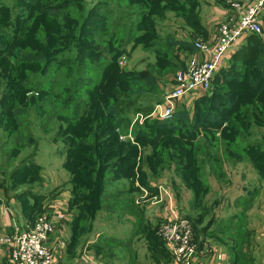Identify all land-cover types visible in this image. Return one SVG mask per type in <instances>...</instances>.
<instances>
[{"label": "rangeland", "instance_id": "obj_1", "mask_svg": "<svg viewBox=\"0 0 264 264\" xmlns=\"http://www.w3.org/2000/svg\"><path fill=\"white\" fill-rule=\"evenodd\" d=\"M94 1L96 0H84L83 7L72 8L69 11L68 9L64 10L52 19L37 15L32 10L38 0H0V74L2 73L0 77V188H3L6 194L15 189V195H19L17 197L20 199L18 206L21 209L22 206L25 207L28 203H33L26 201L29 198L32 201H37L38 198L45 195L47 201L50 202L68 192L71 197V195H74L71 189L73 187L71 182L73 173L74 176L78 174L73 169L69 170L65 166L67 162L71 161L74 167H79L80 163L84 162L88 169L92 171L93 174L88 177L84 176L85 173H88L87 170L81 171L82 176L80 175L78 178V183L93 191L98 184L99 177H101L98 174V166L101 165L99 159L105 153L115 152L112 155V159H115V170L112 175H124L126 173L129 176H120L119 179L111 178L108 185L104 184L101 187L100 193L103 192V196L100 194L95 197L90 193L75 194L82 197V199L89 200L86 202L79 201L73 208L74 215L79 213L83 214L84 217L80 221L76 232L73 233V238L70 237V243L72 244H70L71 248H67L66 256L70 264L76 263L77 259L79 260L78 264H171V255L159 235L158 226L156 225L157 221L163 219L160 213L164 211L165 203L150 204L149 196H145L142 190V187L150 190L149 185H146L148 182L154 185L163 184L167 186L169 191L176 197L179 205L182 206V212L192 219L197 228L203 229L209 226L208 231H202L200 233L201 237L198 239L210 238L224 252L226 257L221 264H264V235H261V230H259L264 217V181L261 179L262 176L257 178L253 170H245L244 166L236 168L235 164L230 167L227 163L226 165H229L227 178L211 182L210 189L203 190L205 192V204L207 207H211L212 210L210 212L202 211L204 213L203 219L198 222L197 219L201 213L199 206L193 203L192 189L184 184L186 178L191 182V177L194 176L195 172H176L177 160L170 162L171 158L167 154L160 155V159H153L149 163L147 161L153 152L158 151L163 146H169V152L177 151L179 155H182V161L185 163L194 164L198 161L199 164L206 156L196 147L205 143L208 133L204 132L205 130L196 131L194 128V131L202 134L198 144L183 149L179 144L183 136L181 129H171L170 133L164 135L165 139L157 146H152L142 140L138 143L135 140V130H132V126L135 127L136 123H145L144 129L150 136L165 132L168 129L163 127V130H160L158 125L156 127L154 117L145 114H141L143 117H138L140 114L136 113L135 109L137 107H152L154 109L156 104L163 101L165 95L173 89L175 77L183 69V65L180 66L178 62L175 67L168 66L169 61L175 60L172 55H164V58L160 56L158 60L156 59L157 53L147 49L149 47L145 45L151 44L155 40L147 33L148 26L154 25L156 33L162 38L161 45L163 46H160L165 50L173 52L174 55L178 54L179 57L187 56V54L190 57L191 54H196V52L178 46L174 48L164 46L165 39L176 37L192 42L197 38L198 41L206 42L209 39L207 34L194 30V27L184 22L185 20L177 14L183 12L184 7H189L191 1H194V9L201 16L203 22V18H207L209 14L213 15L212 9L216 11L215 6L231 7L228 0H189L185 5L166 0H107L112 11L110 9L105 10L107 17L101 16L106 24L101 21L97 22L108 27V23L116 22L117 18L122 23L121 29H129L128 33L131 36L128 41L124 44L118 39L114 42V48L108 51L97 45L95 51H101L102 57L90 56L84 59L78 58L80 47L76 41H73L68 50L64 52L66 56L71 57V62L62 69L58 66L52 67L48 77H44V74H42L41 77L35 78L32 82L39 83V88L27 93L22 91L21 95L61 99L65 95L63 89L70 87V82L75 78L71 66L75 71V67L79 64L86 65L80 71L81 75L93 77L94 83L89 86L81 82L80 90L72 87L71 92L74 95V100L63 113L55 112L56 103H53V101L43 102L46 107L38 112L34 107H29L27 100H24L22 105L29 107V113L27 115L19 112L17 119H21L23 122L20 125L16 124L18 128L13 130L16 123L12 116L14 107L8 105L11 100L6 98L3 100V95L5 88L10 93H17V91L11 86V83L9 87L5 86L6 78L2 67L5 66L3 57L7 53L4 52L3 48L15 47L22 42L23 44L29 43L33 50H39L36 46L39 29L46 25L47 21L54 27H58L64 19L79 16L81 11L86 7H90ZM196 1H198L197 4ZM230 1L241 6L253 2V0ZM234 9L235 12L226 19L214 23L215 29L211 27L212 33L216 32L215 35L211 34L213 35L211 37L215 38L213 41L211 40L212 42L217 41L220 23L232 20L233 16H236L238 9L236 7ZM261 18L264 22V10L261 13ZM26 20L28 21L24 23ZM22 28H25L22 33L25 35H22V38L18 40V31ZM31 28H35V30L30 32ZM90 33L91 31L88 32V35ZM255 37H257L255 40H252L251 37L249 39L245 38L242 44L237 48L235 47V52L242 49V47L244 48V54L241 55L243 60H240V58L234 60L232 58L234 52L227 60L228 66L217 73L216 78H218L214 80L213 88L222 91L227 97L222 100L213 98L212 104L216 102V104L214 103L215 106L224 107V109L215 107L214 109L217 110L216 115L225 116L231 113L229 109L225 108L228 104L234 106L233 110L235 107L239 109L242 104L246 103L244 99L250 96L247 85L240 86L237 83V77L240 76L241 71L244 73V68L250 72H256L260 68L259 64L264 65V35H255ZM99 39L97 37L88 40V42L99 44ZM121 44L123 45L121 46ZM155 62L159 70L157 68L153 69V63ZM27 67L21 66L23 73H17V77L27 76L26 79L30 77L32 79L38 68L34 66L28 70ZM140 69L152 70L156 80L152 83L143 82L134 73H127L128 71ZM223 71L228 73L226 77H222ZM234 77L236 79H232ZM15 79L13 78V83ZM135 86V90L140 89V94L128 95L136 99L135 108H127L128 113L120 116L122 119L130 117L132 119L131 126L127 130L125 128L118 129L116 120L119 116L111 111L112 106L118 103L114 90L120 89L123 93L128 91L129 87L131 89ZM201 96L199 95V97ZM199 97L189 94L180 102L182 108L189 110L190 117L188 119L191 123L198 121L197 119L201 114H204L203 112L211 104L204 98L197 99ZM77 101H83L84 103L85 101H91L93 103L89 106L86 105L85 108L87 109L76 119H73V103ZM257 102L264 104V93L259 96ZM49 110H52L51 118H48ZM200 111L203 112L200 113ZM59 124H63L62 127L58 128ZM67 126H69V131L64 132V128ZM80 129L83 130V134L79 132ZM189 129L191 130V128ZM89 130H92V132L88 134ZM57 131H60V133ZM130 133L131 136H129ZM122 135H126V137L123 138ZM118 140L121 142L130 140V145L137 148L136 157H130L127 152H124L123 148L118 146ZM253 140L262 143L264 148V127L255 128ZM80 141L86 145H95V149L81 153L78 148L81 144ZM194 149L199 151L198 156L193 158L190 155L189 159L186 160L185 151L192 153ZM211 150L213 151V147ZM251 153L256 152L252 150ZM23 161H26L25 164L27 163L24 164L26 168H23L24 170L22 169L17 174L15 170L17 166L19 169L23 167ZM14 165H17L16 168H13ZM197 173L199 174V172ZM155 187L157 188V186ZM252 196H254V199L247 205L240 202ZM131 199L134 201L132 202L133 205L137 208L131 209L129 207V200ZM216 203L217 205H215ZM159 205L161 206L158 207ZM130 209L132 212H130ZM14 210L16 211V209ZM244 210H246V216L240 217L239 215ZM18 213L20 214V211ZM137 213L140 215L137 216ZM37 214L38 212H32L28 215L23 214L27 225L30 226L35 221ZM212 216H214V219L209 222ZM14 217H16L15 213ZM19 221L25 226L24 218L19 219ZM151 233L156 234L154 244L149 243ZM3 235L4 232L0 233V237ZM9 256L10 252L7 246L0 244V264H7L5 259L13 264ZM89 259L93 260L94 263L90 262Z\"/></svg>", "mask_w": 264, "mask_h": 264}, {"label": "trees", "instance_id": "obj_2", "mask_svg": "<svg viewBox=\"0 0 264 264\" xmlns=\"http://www.w3.org/2000/svg\"><path fill=\"white\" fill-rule=\"evenodd\" d=\"M166 1L181 3L180 5L182 4L185 5L187 2H189V0H166ZM83 3L84 0H38L37 4L34 5L32 10L37 15L44 16L45 18L54 19L64 10L68 9L69 11L72 8L83 7ZM197 3L198 1H196V4ZM194 8H195L194 1H191L189 7H184V11L179 12V14L177 15L182 17L183 20H185L184 22H186L188 25L194 27V30L206 34L207 33L206 27L202 22L201 16L195 11ZM109 9L111 10L110 4L108 3L107 0H96L91 4L90 7L84 8V10L81 11V14L79 16L68 17L64 19L63 23H60L58 27H54L52 24H50V22L47 21V24L39 29L37 43L35 42L39 50H33L31 49V45L29 43L23 44L22 42L18 43L15 47L10 46L3 48L4 52L7 53V55L3 57V60L5 61V66L2 67V70H4V77L6 78L5 86L9 87L11 83V86L17 91V93H10L8 92L7 88H5V93L3 95V100L4 98L11 100L9 101L8 105L14 107V110L12 111V116L16 120V123L13 126V130H16L18 128V125H20L21 122H23L21 119H17L19 114L24 113L28 115L29 107H34L38 112H40L39 110H42V108L46 107L45 104L46 101H50V102L53 101V103L54 102L56 103L55 112L63 113V111L66 110L74 100V95L71 92L72 87L73 88L75 87L77 88V90H80L81 82H84L89 86H91V84L94 83L93 77H84L81 75L80 71L83 70L86 65L79 64V66L75 67V71L73 66H71V71H73L75 78L73 79V81L70 82L69 84L71 85L70 87H66L63 89V94L65 95L61 99L60 98L49 99L47 98V96L35 97L31 95L30 97H28L26 95L27 97H25L24 95H21L22 91L27 93L28 91L39 88V83H34L35 81L32 82V80H34L35 78L41 77L42 74H44V77H48L52 67L58 66L59 68L62 69L65 66H67L68 63L71 62V57L66 56V53L64 54V52L68 50V48L73 43V41H76L78 46L80 47V51L78 55L79 59L89 58L90 56L102 57L101 51H97V52L95 51L97 45L102 46L101 48L108 51L111 48H114L113 47L114 42H116L118 39L121 43L124 42V44L126 41H128V39L131 36L130 33H128L129 29H121L120 26H122V23L118 21L117 18H116V22L108 23L109 25L108 27L102 26L97 22V21H101L102 23L106 24V21H104V19H102L103 17L101 16L107 17L105 14V10H109ZM27 21L28 20L24 21V23ZM153 26H154L153 24L148 26V29L146 30L147 33L150 34L155 39L152 41L151 44L145 45L149 47L147 49L153 50L155 53H157L156 59L158 60L160 56L163 57L164 55H172V57H174L175 60L172 59V61H169L167 63L168 66L175 67V64L178 62L180 66L183 65V68H185L187 62L185 58L179 57L178 54L174 55L173 52L167 51L163 47H161L163 46L161 45L162 38L160 37V35L156 33L155 28ZM34 30L35 28H31L30 32ZM24 31L25 28H22L21 30L18 31L19 33L17 35L18 40L22 38V35H25L22 34ZM89 31H91L90 35H88ZM111 33L112 35H110ZM97 37L100 38L99 44L95 42L93 43L88 42V40ZM250 37L252 40L257 39V37H255V34L247 36L246 39H249ZM122 45L123 44H121V46ZM164 46H168L169 48H174L175 46H178L181 47L182 49H188V50L195 49V46L192 41L184 40L183 38L177 39L176 37H167L165 39ZM243 51L244 48L242 47V49L238 50L233 54L232 58L234 60H238L239 58L240 60H243V56L241 57V55L244 54ZM259 65L260 68L256 72L254 71L250 72L244 68V73L242 71L239 73L240 76L237 77L238 79L237 83L240 86L247 85L250 96L248 98L246 97L247 99H244L246 103L242 104V106L239 109L235 107V109L233 110L234 106L232 104H228V106H226L225 108L229 109L231 113H228L225 116L215 114L217 112V110L214 109L215 107H218L220 109H224V107L215 106L214 103L216 104V102L212 104V100L213 98H218L219 100L220 99L222 100L225 99L227 95H224L222 91L215 90L214 87L209 93L197 98V99L204 98V100H207L208 102L211 103V104L209 103L210 105L207 107V110L205 112L200 111V113L203 112L204 114H201V116L199 117L200 119L199 118L197 119L198 121L192 123L189 122L190 121V119H188L190 117L189 110L185 109L184 107L182 108L181 107L182 104H179L172 118L167 120L154 118L156 120L154 124L156 125V127L158 125L160 130H163V127L168 128L165 130V132H159L154 136H150L144 129L145 123L144 124L136 123L135 127L134 125L132 126V130H135V135H136L135 140L138 143L140 140H142L143 142L151 144L152 146H157L158 144H160V142L165 139L164 135L169 134L171 129L173 130L181 129L183 132V136L181 137V141H179V144L180 147L183 149L187 147H191V145L195 146L196 144H198L202 134L196 132L197 130H205L204 132L208 133L206 136L205 143L202 146L199 145L196 147L200 150V152L203 153V155L206 156L202 161H200L201 163L199 164L198 161H196L194 164L187 162L185 163L184 161H182V155H179L177 151H172L171 153L169 152V146H163L158 151L153 152V154H151L148 157L149 160L147 161L149 163L153 159L154 160L160 159L161 158L160 155L167 154L169 155V158H171L170 162H172L173 160H177L178 165H176L175 167L176 172L178 173H184L185 171L195 172L194 176L192 175L191 177L192 179L191 182H189L188 179L186 178L184 184L192 189L193 203L194 205L199 206L201 213L197 219L198 222H201L203 219L204 213H202V211L210 212L212 210L211 207H207V205L205 204V200H204L205 192H203V190H208V188L210 189L211 182L216 180H222L227 176V172L225 169V165L227 163L236 164L239 161L243 160L244 158H248L252 162H254V164L256 165V169H258L259 171L260 176L264 177V150H263L264 148L262 143L253 140V137L255 135V128L264 127V104L261 102H257L259 96H261V94L264 93V65L262 64ZM21 66L24 67L28 66L27 67L28 70H30L34 66H36L38 69L33 75L34 77L32 79L31 77L29 79L28 78L26 79L27 76L17 77V73H23ZM153 66H154L153 69L157 68V70H159V68L156 67L157 66L156 62L153 63ZM127 73L128 74L134 73L136 76L140 77V80H142L143 82L152 83V81L156 80L153 71L149 69L128 71ZM227 74L228 73H226V71H223L222 77H226ZM1 76L2 73L0 74V77ZM256 77L258 79H255ZM13 78H16L14 80V83L12 81ZM232 79H236V77ZM224 81L225 80L223 79V82ZM135 89L136 86L132 87L131 89L129 87L128 91H125L123 93L121 92L122 90L120 89L114 90L115 98L118 100V103L117 105L114 104V106H112L111 111L118 114L119 116L117 117L116 120V126L118 125L117 126L118 129L125 128L127 130L131 126L132 119H130V117H124L122 119V117L120 116L128 113L127 108H135L134 105L136 104V99H134V97L128 96L129 94H140L139 93L140 89L139 88L137 90ZM24 100H27L29 106L28 108L22 105ZM43 102L45 103L43 104ZM91 103L93 102L85 101L84 103L83 101H77L73 103V110H72L73 119H76L80 114H82L84 110L87 109L85 108L86 105L89 106ZM152 110H153L152 107L149 108L137 107V109H135L136 113L145 114L146 116L149 115L152 112ZM48 112H49L48 118H51L50 115L52 114V110H49ZM189 124L191 125L187 127ZM62 125L63 124H59L58 128L62 127ZM68 128L69 126L64 128L65 129L64 132L69 131ZM189 128H191V130ZM194 128L196 129V131H194ZM57 132L60 133V131ZM79 132L83 134L82 129H80ZM90 132H92V130H89L88 134ZM255 142L258 144H256ZM118 143H119L118 146H121L124 152H127V154H129L130 157H136L137 148H134L130 145V140L122 141V142L118 140ZM118 146L115 147L119 148ZM212 147H213V151L211 150ZM78 148L80 149L81 153H86L88 152V150L95 149V145H91V144L86 145L84 142H81ZM252 150L256 153H251ZM113 154H115V152L110 154L105 153L102 155V158L99 159L101 165L98 166L99 167L98 174H100L101 177H99L98 184L93 191L88 190L87 187L82 186L80 183H78V178L80 177V175L82 176L81 171L83 172L84 169L87 170L88 172L85 173L84 176L88 177L91 176V174H93L92 171L88 169V166L84 162L83 163L81 162L80 163L81 165L79 167H74L71 161L65 164V166L69 170L73 169L75 172L78 173L75 176L73 173V177L71 180V182L73 183V187H71V189L73 190L74 195L73 196L71 195L69 199V210L72 216L71 219L72 238H73V233L76 232L80 221L83 220L82 218L84 217L83 214H79V213L74 215L73 208L76 206L77 202L82 200L86 202L87 200H89L85 198L82 199V197H78L75 194L90 193L93 194L95 197H98V195L100 194L103 196L104 193L103 192L100 193V190L102 189L101 187L104 186V184L108 185L111 182L110 180L111 178L119 179L121 178L120 176L128 175L126 173H125L126 175L125 174L112 175V172L115 170V159H112ZM184 154H186L185 158L187 160L189 159L190 155L191 157L196 158L199 154V151L194 149L192 153L185 151ZM25 162L26 161H23L22 163L23 167L22 168L20 167V169L16 165L17 169L15 170V172L17 174L23 168H26L25 165L27 163L25 164ZM16 166L14 165L13 168L14 167L16 168ZM197 172H199V174ZM102 179H104L103 182H101ZM148 183H146V185H149L150 191H152L153 193H158V189L154 186V184L153 183L148 184ZM247 199L248 198L240 202L247 205L249 202H252L254 196L249 197L248 201ZM132 202H134L132 199L129 200V207L131 209L137 208V206L133 205ZM215 205H217V203ZM131 209L130 212H132ZM139 215L140 214L137 213V216ZM239 216L245 217L246 210L242 211L241 215ZM213 217L214 216H212L209 222H211L212 219H214ZM188 218L192 221L190 217ZM193 227L196 234V239L199 241L200 240L203 241L204 238H200V239L198 238L201 237L200 233L202 231L203 232L208 231L209 226H206L203 229H199L193 223ZM208 233L211 234L212 232H208ZM155 235L152 234L150 236L149 238L150 244H154L156 242Z\"/></svg>", "mask_w": 264, "mask_h": 264}, {"label": "built area", "instance_id": "obj_3", "mask_svg": "<svg viewBox=\"0 0 264 264\" xmlns=\"http://www.w3.org/2000/svg\"><path fill=\"white\" fill-rule=\"evenodd\" d=\"M231 7L237 8L238 14L232 20L220 23L217 41H193L198 55H191L186 67L175 77L173 89L163 101L156 104L150 117L167 120L173 117L178 105L185 97L205 95L213 89L217 73L222 69L225 56L249 34L264 35V22L261 13L264 0H253L248 5H239L230 0ZM141 114L138 115V117ZM131 136V133L130 135ZM126 137V135H122ZM157 186L158 193L142 187L145 196H149L151 205L165 203L166 214L157 221L158 233L162 237L171 255V264H200L207 260L210 264L222 263L224 252L215 243L196 239L193 223L182 212L176 197L163 184ZM65 212L60 207L57 211L48 210L37 214L35 221L28 227L16 226L12 234L0 237L10 252L13 264H58L56 251L52 246V235L57 223L64 219ZM65 245V242H62Z\"/></svg>", "mask_w": 264, "mask_h": 264}, {"label": "crops", "instance_id": "obj_4", "mask_svg": "<svg viewBox=\"0 0 264 264\" xmlns=\"http://www.w3.org/2000/svg\"><path fill=\"white\" fill-rule=\"evenodd\" d=\"M215 10L216 11H214V9H212L213 15L209 14V16H207V18H205V19L203 18V24L206 27V32H207L206 34H207L208 39L210 41L211 40L213 41V39H215V38L211 37V36H213L211 34H214V35L216 34V32L212 33V29H211V27H214V29H215L214 23L219 22L222 19H226L229 15H231L235 12V9L233 7H230V6H224V7L215 6ZM237 14L238 13H236V15ZM244 40L245 39H242V41H240L238 43L236 48L240 44H242V42ZM234 50H235V48L231 49L229 51V53L223 59L222 69L224 67L228 66L227 60L235 52ZM193 52L194 53L196 52V54H191V55H198L200 57L202 56L201 54L197 53L196 49H193ZM182 58H185V60L187 61L189 56L187 54V56L186 55L182 56ZM229 165H230V167L234 166V164H229ZM229 165L228 166L226 165V167H225L226 172H227V168H229ZM235 165L237 166L236 168H240V167L244 166L245 170H253L254 174L257 178L261 177L258 169H256V165L254 164V162H252L248 158H244L243 160L239 161ZM261 179L264 181V177H261ZM213 182H215V181H213ZM14 190L15 189H12L6 194L5 193L6 191L3 188H0V233L4 232V235L12 234L15 231L16 226H21V227L28 226L27 223L25 222L26 219H25L24 215L31 214L32 212L33 213L38 212V214H39V213H42V212L48 211V210L57 211L58 208L60 207L65 212V216H64V219H62L61 221H59L57 223V228H56L54 234L52 235V246H53L54 250L56 251V260H57L58 264H70L68 259L66 258L67 248L68 249L71 248L70 247V237H71V219H72V216H71L70 210H69V197H70L69 192L67 194L65 193V195H62V197H56L55 200H51L50 202L47 201V196H45V195L43 197L38 198L39 200H37V201H32L28 197L29 199H27L26 201H30L33 203H28L27 206H25V207L22 206V209H21L18 206L20 204V199L17 198L19 195L16 196ZM11 192H13V193H11ZM62 199H64V201H62ZM40 200H42V201H40ZM160 206L161 205H159L158 207H160ZM14 209H16V211ZM23 209H26L28 211H29V209H31V210L28 212V211L23 210ZM161 210H163V209H161ZM18 211H20V214L18 213ZM14 213L16 214V217H14ZM165 214H166V207H164V211L162 213H160V216L164 217ZM22 218H24L25 226L22 225V222L19 221V219H22ZM261 225L262 226L259 228V230H261L260 234L264 235V217L261 221ZM204 241L214 243L212 241V239L210 240V238H208V239L204 238V240L202 242H204ZM62 242H65V245H62ZM0 244L5 245L1 241H0ZM89 261L94 263V261L91 259H89ZM5 262L7 264H11L8 261V259H5ZM78 262H79V260L77 259L76 263H74V264H78ZM95 264H100V263H95ZM200 264H210V263L207 260H204V262L203 263L200 262ZM216 264H221V263H216Z\"/></svg>", "mask_w": 264, "mask_h": 264}]
</instances>
